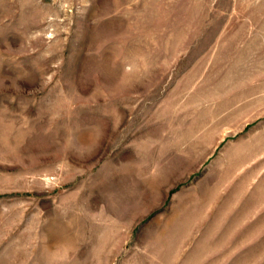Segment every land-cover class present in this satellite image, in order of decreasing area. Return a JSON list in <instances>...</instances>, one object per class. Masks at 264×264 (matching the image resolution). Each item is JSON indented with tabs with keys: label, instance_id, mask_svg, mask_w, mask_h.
I'll list each match as a JSON object with an SVG mask.
<instances>
[{
	"label": "rangeland",
	"instance_id": "rangeland-1",
	"mask_svg": "<svg viewBox=\"0 0 264 264\" xmlns=\"http://www.w3.org/2000/svg\"><path fill=\"white\" fill-rule=\"evenodd\" d=\"M0 264H264V0H0Z\"/></svg>",
	"mask_w": 264,
	"mask_h": 264
}]
</instances>
